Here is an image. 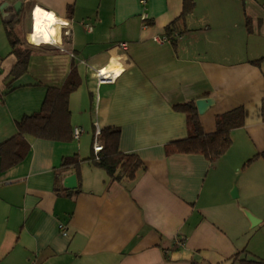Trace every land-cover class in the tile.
<instances>
[{
	"label": "crops",
	"instance_id": "crops-1",
	"mask_svg": "<svg viewBox=\"0 0 264 264\" xmlns=\"http://www.w3.org/2000/svg\"><path fill=\"white\" fill-rule=\"evenodd\" d=\"M193 2L181 22L183 0H0V143L72 67L81 79L69 95L70 138L26 134L24 158L0 166V264L264 260V0ZM34 5L58 19L54 44L19 33L23 21L28 32ZM16 15L12 30L32 46L26 71L15 77L5 22ZM102 67L116 72L113 81L98 82ZM198 99L208 100L198 112L207 133L218 114L244 111L231 146L213 160L168 152L189 133L188 116L175 105ZM95 123L119 128V150L142 160L135 179L114 180L89 160L78 174L60 167L66 156H94ZM75 126L83 129L78 139Z\"/></svg>",
	"mask_w": 264,
	"mask_h": 264
},
{
	"label": "trees",
	"instance_id": "trees-1",
	"mask_svg": "<svg viewBox=\"0 0 264 264\" xmlns=\"http://www.w3.org/2000/svg\"><path fill=\"white\" fill-rule=\"evenodd\" d=\"M193 8V0H183L182 12L178 20L184 22V19ZM17 22L18 15L5 22L11 44L10 53L16 58L10 70V74L15 77L26 71L30 47L32 46L24 41L21 42L15 36L11 25L17 24ZM80 80L76 68L72 67L60 87H47L40 109L24 116L17 122V132L0 143V166L2 169L9 168L24 158L28 150V143L25 140L26 134L53 140H67L70 138L69 95L79 86ZM175 107L187 114L189 133L184 138L170 142L168 152L202 153L209 160H213L225 153L231 146V130L243 124L244 111L239 106L218 114L215 130L207 133L201 126L194 100L177 104ZM100 132L102 151L99 153V160H95L94 156L85 159H81L77 155L66 156L62 159L60 167L63 169L73 168L78 174L80 163L89 160L103 168L114 180L131 181L135 179L138 170L144 168L143 162L137 154L125 153L119 150V128L103 127ZM241 264H264V260L242 259Z\"/></svg>",
	"mask_w": 264,
	"mask_h": 264
},
{
	"label": "built area",
	"instance_id": "built-area-1",
	"mask_svg": "<svg viewBox=\"0 0 264 264\" xmlns=\"http://www.w3.org/2000/svg\"><path fill=\"white\" fill-rule=\"evenodd\" d=\"M141 3H145V0H141ZM33 7V6H32ZM32 7L30 8L29 10V16L31 18V23H30V30L27 32V38H28V42L29 43H32V44H35V45H40L42 43H34L32 42L30 39H29V35L34 31V25H33V21H34V16L31 14L32 13ZM145 14L143 13V15L141 16L142 19L144 20L145 19ZM33 19V20H32ZM56 24H60L59 22H57ZM88 29L91 30V27L88 26ZM57 34V33H56ZM63 34L65 35H68L69 34V31L68 30H65L63 31ZM154 39L158 42H169L171 41L172 39L170 38V36L168 35H164V36H154ZM56 41H52V42H45V43H48V44H54ZM120 46L122 48H126L127 46V43L126 42H121L120 43ZM95 74L97 76V79H98V82H106V81H113L115 76H116V72L113 71V70H106L104 67L102 68H98V69H95ZM100 128L99 126L97 125V123L94 124V140H93V144H92V149H93V153H94V159L95 160H99V153L100 151H102V143H101V140H100ZM83 132V129L79 126H75L73 129H72V136L73 138L75 139H78L79 136L82 134ZM63 228V226H61Z\"/></svg>",
	"mask_w": 264,
	"mask_h": 264
},
{
	"label": "bare ground",
	"instance_id": "bare-ground-1",
	"mask_svg": "<svg viewBox=\"0 0 264 264\" xmlns=\"http://www.w3.org/2000/svg\"><path fill=\"white\" fill-rule=\"evenodd\" d=\"M31 14L34 16V31L28 36L29 39L34 43L56 41V23L59 21L54 13L45 7L34 5Z\"/></svg>",
	"mask_w": 264,
	"mask_h": 264
},
{
	"label": "water",
	"instance_id": "water-1",
	"mask_svg": "<svg viewBox=\"0 0 264 264\" xmlns=\"http://www.w3.org/2000/svg\"><path fill=\"white\" fill-rule=\"evenodd\" d=\"M2 5V4H1ZM0 5V10L1 12L3 11V7ZM13 8L15 9L16 13L20 12V8H21V1H17L15 2V4L13 5ZM196 107L198 112H201L206 105L208 104V100H204V99H198L196 100ZM75 182H76V178L75 175H71L68 178L65 179V186L67 187H74L75 186Z\"/></svg>",
	"mask_w": 264,
	"mask_h": 264
},
{
	"label": "rangeland",
	"instance_id": "rangeland-1",
	"mask_svg": "<svg viewBox=\"0 0 264 264\" xmlns=\"http://www.w3.org/2000/svg\"><path fill=\"white\" fill-rule=\"evenodd\" d=\"M22 20H23V18H22V16L20 17V22H22ZM27 26V25H26ZM25 23H24V21H23V25H22V27H21V29H20V31H19V33H21V34H23V33H27V32H25ZM30 30V26L28 27V31ZM14 31V34H15V36L17 35V32L15 31V29L13 30ZM23 32V33H22ZM20 34V35H21ZM26 40V39H25ZM25 42H27V41H25ZM45 44V43H44ZM3 73V71L1 72V74Z\"/></svg>",
	"mask_w": 264,
	"mask_h": 264
}]
</instances>
